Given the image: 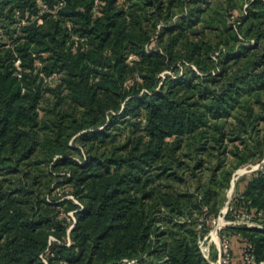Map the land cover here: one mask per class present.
<instances>
[{
  "label": "trees",
  "instance_id": "trees-1",
  "mask_svg": "<svg viewBox=\"0 0 264 264\" xmlns=\"http://www.w3.org/2000/svg\"><path fill=\"white\" fill-rule=\"evenodd\" d=\"M261 122L264 0H0V264H211ZM232 208L261 264L264 170Z\"/></svg>",
  "mask_w": 264,
  "mask_h": 264
},
{
  "label": "rangeland",
  "instance_id": "rangeland-1",
  "mask_svg": "<svg viewBox=\"0 0 264 264\" xmlns=\"http://www.w3.org/2000/svg\"><path fill=\"white\" fill-rule=\"evenodd\" d=\"M96 3H98V0H96ZM95 9H97V6H95ZM37 63L40 64L39 61ZM17 64L20 65V59L17 60ZM41 76H43L42 73ZM56 76L57 75L51 77L45 76V83H53V79H55ZM257 110L258 112L261 111L259 108H257ZM260 125L263 127L264 122H261ZM123 141L125 140H122V142ZM232 159L233 156L228 153L226 156V163L228 167L231 164ZM211 163L212 162H207V166H210ZM261 170H264V157L262 159H258L255 162H250L235 169L232 173L230 184L224 188L223 193H220V210L218 211L217 216H212L209 218L202 216L200 219L198 223V228L201 229L202 234L200 238V246L205 257L210 261L211 264H241L243 241L240 240L239 236L237 235H231L229 237L227 230H230L229 225L233 226V228H235V226L237 227L241 225L243 227L244 225H248L245 223V220H247L245 218L247 212L241 208H232L231 210V202L238 192L244 191L248 180L252 178L256 172ZM208 172L210 173V170H208ZM208 176L209 175H207V177ZM69 187L70 186L68 184H65L61 187H57L56 191H62V189L69 191ZM192 189H194V186H192ZM66 197L73 198L79 202L71 192H69ZM230 210L232 212L229 214ZM69 216L71 218L72 224L69 227V230L71 231L74 223L78 220V216L74 211H71ZM233 221L235 223H233ZM256 226H261V224L257 223ZM232 230L235 232L234 229ZM226 245L229 247L228 252L225 250Z\"/></svg>",
  "mask_w": 264,
  "mask_h": 264
},
{
  "label": "built area",
  "instance_id": "built-area-1",
  "mask_svg": "<svg viewBox=\"0 0 264 264\" xmlns=\"http://www.w3.org/2000/svg\"><path fill=\"white\" fill-rule=\"evenodd\" d=\"M245 218L247 220H245L249 226H254V225H257V222H255L253 219H252V216L250 213H247ZM233 223H235L233 221ZM227 252L229 251V247L228 245H226V249H225ZM244 258H245V262L244 264H252L254 261H255V253H254V250H253V247L252 245H250L248 248L246 247L245 248V254H244ZM261 264H264V261H261Z\"/></svg>",
  "mask_w": 264,
  "mask_h": 264
},
{
  "label": "water",
  "instance_id": "water-1",
  "mask_svg": "<svg viewBox=\"0 0 264 264\" xmlns=\"http://www.w3.org/2000/svg\"><path fill=\"white\" fill-rule=\"evenodd\" d=\"M235 180V179H234Z\"/></svg>",
  "mask_w": 264,
  "mask_h": 264
}]
</instances>
